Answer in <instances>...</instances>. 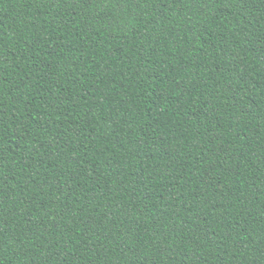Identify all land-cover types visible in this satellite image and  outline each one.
Masks as SVG:
<instances>
[{
	"label": "trees",
	"instance_id": "trees-1",
	"mask_svg": "<svg viewBox=\"0 0 264 264\" xmlns=\"http://www.w3.org/2000/svg\"><path fill=\"white\" fill-rule=\"evenodd\" d=\"M0 264H264V0H0Z\"/></svg>",
	"mask_w": 264,
	"mask_h": 264
}]
</instances>
